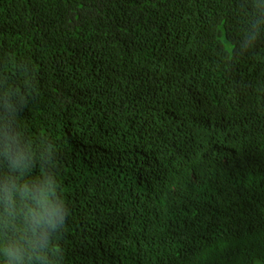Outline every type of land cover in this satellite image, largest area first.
I'll return each instance as SVG.
<instances>
[{
    "label": "trees",
    "instance_id": "obj_1",
    "mask_svg": "<svg viewBox=\"0 0 264 264\" xmlns=\"http://www.w3.org/2000/svg\"><path fill=\"white\" fill-rule=\"evenodd\" d=\"M260 12L0 0V106L25 104L24 180L58 185L65 264H264V27L233 49Z\"/></svg>",
    "mask_w": 264,
    "mask_h": 264
},
{
    "label": "clouds",
    "instance_id": "obj_2",
    "mask_svg": "<svg viewBox=\"0 0 264 264\" xmlns=\"http://www.w3.org/2000/svg\"><path fill=\"white\" fill-rule=\"evenodd\" d=\"M247 2V0H246ZM264 27V12L249 18L240 41L242 47L257 42ZM264 43V41H261ZM24 102L5 99L0 110V165H7V182L0 186V264H65L57 241L65 228L64 200L49 176L27 182L34 166L31 146L22 143L17 117Z\"/></svg>",
    "mask_w": 264,
    "mask_h": 264
},
{
    "label": "rangeland",
    "instance_id": "obj_3",
    "mask_svg": "<svg viewBox=\"0 0 264 264\" xmlns=\"http://www.w3.org/2000/svg\"><path fill=\"white\" fill-rule=\"evenodd\" d=\"M226 45V44H225ZM227 46V45H226ZM227 48H229V46H227ZM258 262H256V264H257ZM262 264V263H261Z\"/></svg>",
    "mask_w": 264,
    "mask_h": 264
}]
</instances>
